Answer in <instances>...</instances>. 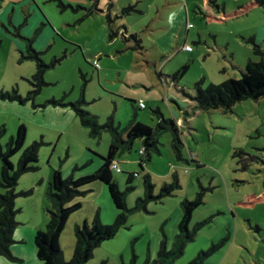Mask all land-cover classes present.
I'll list each match as a JSON object with an SVG mask.
<instances>
[{
  "label": "rangeland",
  "instance_id": "374dc122",
  "mask_svg": "<svg viewBox=\"0 0 264 264\" xmlns=\"http://www.w3.org/2000/svg\"><path fill=\"white\" fill-rule=\"evenodd\" d=\"M83 1L96 10V0H0V94L15 88L24 100L23 103L0 100V127L6 131L0 144L4 147L21 124L26 129L23 149L34 141L42 142L38 151L39 169L22 175L14 188L16 194L32 191L30 196H19L14 201L20 213L16 216L18 224L12 235L11 252L23 260L18 264H39L33 236L44 230L48 222L46 191L52 171L58 170L63 180L70 175L74 179L88 176L96 171L94 161L99 160L93 154L107 155L110 140L107 131L93 137L73 112L46 105L52 99L63 98L64 104L75 102L81 95V110L96 116L99 126L111 120L119 128H124L133 115L132 107L123 99L142 97L149 105L139 112V122L155 128L158 115L152 111L158 109L163 119H173L182 142L180 159L171 148L170 132L158 137V153H151L150 161L142 167L139 141L116 158L121 172L113 173V180L122 192L132 188L125 196L129 211L126 225L96 248L85 264H130L133 256L134 264H144L147 255L150 261L155 259L162 232L167 248L171 246L181 216V202L192 200L200 192L203 204L193 212L190 229L202 221L208 222L173 264H188L198 252L212 245L219 246L207 264H264V97L238 102L226 113L200 111L192 100L193 86L200 80L203 81L200 88L206 89L211 84L240 79L249 58L259 62L248 39L253 38L254 44L264 50V5L258 6L253 0H116L123 7L135 5L143 11L141 15L127 17L130 28L137 33L168 25L171 14L174 20L186 16L190 31L186 44L192 52L175 51L174 40L173 50L166 51L169 56L154 58L152 54L155 69H139L134 66L136 56L132 52L116 58L110 55L121 48V42L128 49L142 52L141 39L137 38L139 43L131 39L119 25L121 12L113 16L106 12L114 38L119 39L107 42L106 21L101 14L84 19L87 10L83 9ZM165 3L171 4L170 10L159 16L157 12ZM176 7L184 8V12H177ZM43 20L48 25L35 33ZM161 33L171 34L167 30ZM34 34L32 48L42 51L44 64L64 53L68 56L45 73L47 86L33 100H26L33 90L28 80L35 73V63L21 60V55L27 39ZM92 49L104 50L105 55L111 56L99 55L103 70L97 78L85 64V60L94 59H89L87 53ZM184 65L188 66L186 73L175 79L174 73ZM80 74L85 76L84 81ZM174 92L180 103L160 102L167 100V93L174 96ZM20 154L12 157L14 165ZM75 167L78 170L73 171ZM130 173L137 176L127 185ZM146 175L150 177L154 195L175 176L179 188L158 202L147 203L145 209L133 210L144 195ZM82 191L87 192L85 196L70 203L79 202L81 208L69 216L59 239L66 261L73 254L76 226L84 222L90 225L96 212L104 226L112 224L117 215L102 182H93ZM3 192L0 188V193Z\"/></svg>",
  "mask_w": 264,
  "mask_h": 264
},
{
  "label": "trees",
  "instance_id": "16d2710c",
  "mask_svg": "<svg viewBox=\"0 0 264 264\" xmlns=\"http://www.w3.org/2000/svg\"><path fill=\"white\" fill-rule=\"evenodd\" d=\"M253 2L258 6L264 5V0H253ZM97 11V9L93 11L90 8L85 16H90ZM132 13H138L135 5H129L121 10L122 16H128ZM110 22L107 17L109 40L115 36ZM130 38L139 43L138 35H131ZM248 41L252 45L253 54L260 58L259 62L255 63L249 59L244 65L240 79H229L219 85L211 84L206 89L200 88L203 83L202 80L195 83L193 86L195 95L192 100L196 103L198 110L203 112L221 110L226 113L230 112L238 102L247 99L258 100L264 97V50L254 44L253 38L248 39ZM32 42L33 39H27L25 53L21 55V60H30L35 63V73L28 80L33 90L28 92L26 100H33L41 89L47 86L44 81L45 73L65 58V54H63L60 58H53L46 65L41 59L42 53L36 52L32 48ZM187 68V65L182 66L180 70L174 73L173 77L175 79L182 77ZM81 79H84L83 75H81ZM0 100L24 102L18 96L15 88H12L11 92L1 93ZM82 103V97L67 104L63 103L62 98L60 100L52 99L46 102V105L61 108L68 107L79 119L81 126L90 130V135L93 137L98 136L102 131H107L110 135L108 152L105 157L93 154L99 159L100 165L91 175L77 179L70 175L63 180L58 170L52 171L46 191V199L49 204L46 209L48 222L44 230L37 231L33 236L35 257L39 264H85L92 258L93 251L96 248L104 241L112 239L119 229L125 227L127 213L129 212L126 207L125 196L132 188L127 187L124 192L119 189L113 180V173L115 172L111 169V166L112 163L116 162L118 156L129 152L136 141L140 142L143 150L139 160L140 167L150 161L151 153H158V137L166 132L171 133V148L175 156L178 159L182 157L181 133L177 130L173 120L162 118L159 110L152 111V113L158 115V123L155 128L136 121L135 115L124 128H119L113 126L111 120L99 126L96 116L81 110ZM5 133V128L1 126L0 140ZM25 137L26 129L21 124L17 127L16 134L9 138L4 147L0 144V188L4 191L0 193V259L3 258L17 264L23 260L18 256H14L11 252V246L14 243L12 235L18 224L16 216L20 213V210L15 208L14 201L19 196H30L32 191L16 194L14 188L22 175L36 172L39 169L37 166L38 151L42 145L41 141H34L30 146L23 149ZM19 152L21 154L16 165H14L11 159ZM76 170H78V167H75L73 171ZM136 176L135 173L128 174L126 184L130 185ZM96 181L102 182L107 187L110 200L117 211L116 218L112 224L104 226L100 223L98 212H96L90 225L84 222L81 226H76L74 229L75 246L73 254L71 259L66 261L59 247V239L69 216L81 208L79 202L70 203L79 197L85 196L87 192L82 191V189ZM143 187L144 195L136 201L133 210L145 209L147 203L151 201L158 202L172 195L179 188V184L175 176L170 184L162 185L158 194L154 195L150 177L146 175L143 180ZM202 200L203 192H200L192 200L181 202V217L170 248H167L166 238L162 232L163 238L159 243L155 259L150 261L147 255L144 264H173L175 260L183 255L186 245L194 240L197 232L208 222L202 221L190 229L193 212L203 204ZM218 246L212 245L208 250L198 252L188 264H207V259L216 251ZM134 260L135 256L132 257L130 264H134ZM101 264L106 263L102 262Z\"/></svg>",
  "mask_w": 264,
  "mask_h": 264
},
{
  "label": "crops",
  "instance_id": "0c3cea01",
  "mask_svg": "<svg viewBox=\"0 0 264 264\" xmlns=\"http://www.w3.org/2000/svg\"><path fill=\"white\" fill-rule=\"evenodd\" d=\"M117 2H116V0H98L97 1V5H96V9L98 10L97 12H94L92 15H90V16H85L84 17V19L86 18H88V17H93L94 16V14H101V16L103 17V19L106 21V24H107V32H106V34L107 35H105V40L107 41V42H112L113 40H119L118 38H113V39H111V40H109V37H108V35H109V25H108V23H107V17L108 16H105L106 15V12L107 11H109V12H111L110 13V15L111 16H113L114 14H120V12H121V10L123 9V8H125V7H123V5H121V4H116ZM139 2H137L136 4H138ZM169 5H171L170 3H165V5L164 6H162V7H160V9L158 10V12H157V14H159V16L161 15V16H163V15H165L169 10H170V8H169ZM83 9H85V10H88V9H90V7H88V5L83 1ZM175 9H177V7L175 8ZM138 10V9H137ZM184 12V8H182V9H177V12ZM143 13V11H141V10H138V13H132V14H137V15H141ZM175 13H176V11H175ZM132 14H130V15H132ZM130 15H128V16H121V23L119 24V25H121V26H123L124 28H125V31H126V33L128 34V35H138V37L141 39L140 41H141V49H142V52H140V53H137V52H135L134 50H131V49H128V45H124L122 42H121V48L119 49V50H115L112 54H110V55H112V58H116V57H118V56H121V55H123V54H125L126 52H132L135 56H136V58H135V61H134V66H135V68H139V69H143L144 67H154L153 69H155V67H156V63H155V61H153L152 60V58H153V55H154V58L155 57H157V56H159V55H162V54H165L166 56H169L170 54H169V52H167L166 53V51L168 50V49H170V50H173L172 49V45H173V41L175 40V51H179V50H182V47L184 46V45H187L186 43H187V40H186V37H188V35L190 34V31L188 30V25H187V22H186V16L184 17V19L183 20H180V19H178V20H174V14H171L170 16H168V19H169V22H168V25H164L163 24V26H159V27H157L156 28V30H152V29H148V28H146L142 33H137V32H133L132 31V29L130 28V26H129V24H128V21H127V17H129ZM156 19L157 18H155V21H156ZM177 19V18H176ZM180 23H182L181 24V26L179 25ZM45 25H48V23H47V21H45V20H43L42 21V23H40V25L38 26V28L37 29H35L36 31H35V33L36 32H38L42 27H44ZM156 25H160V23H156ZM163 30H167L169 33H171L170 35H168V34H165V35H162V31ZM51 32V31H50ZM52 33V32H51ZM35 35L36 34H34V36L32 37V38H30V39H33L34 40V37H35ZM158 35V36H157ZM162 35V36H161ZM179 39H183V42L181 43V42H179ZM1 43V42H0ZM179 43H180V45H179ZM25 48H26V46H25ZM79 48V47H78ZM78 48H76V49H78ZM81 48H79V50H80ZM25 50V49H24ZM23 50V51H24ZM41 51V50H40ZM102 51H104V50H102ZM100 52V50L99 49H95V50H93L92 49V52L91 51H88L87 53L90 55L89 56V59H96L97 60V63H98V67L97 68H94L93 66H92V64H91V62L94 60H92V61H90V60H85L86 58H84V60H85V64L89 67V68H91V70H92V74L93 75H96V78H97V76H98V74H99V72H101L103 69L101 68L102 66H101V60H99V58L98 57H100L99 55H105L104 54V52ZM99 52H100V54H99ZM187 52V51H186ZM192 52V51H191ZM22 53H25V51L24 52H22ZM40 53H42V51L40 52ZM81 53L83 54V52H82V50H81ZM187 53H190V52H187ZM65 54V53H64ZM153 54V55H152ZM42 55H43V53H42ZM41 55V56H42ZM68 55L67 54H65V58L67 57ZM106 57H108V58H110L111 56H108V55H105ZM64 58V59H65ZM98 58V59H97ZM169 58V57H168ZM168 58H166L165 59V61L168 59ZM42 59V58H41ZM64 59H62V61L64 60ZM250 59V58H249ZM43 61V60H42ZM61 61V62H62ZM90 61V62H89ZM149 61H153V63H148ZM165 61L164 62H162V64H164L165 63ZM60 62V63H61ZM245 65V64H244ZM244 67V66H243ZM101 68V69H100ZM161 72V71H160ZM81 75H83V74H80V78H81ZM84 76V75H83ZM118 78H120V76L118 75L117 76ZM82 81H84L85 80V76H84V79H81ZM83 87H85V82H84V84H83ZM112 93V92H111ZM175 94H174V96H173V94H170V93H167L166 94V96L165 97H167V100L165 99V101L164 100H160V102L163 104H165L166 102H169V103H172V102H174V103H180V101L178 102V100H177V98L178 97H176L177 96V94H176V92H174ZM82 97V95L80 96V98ZM125 97H129V96H125ZM170 99V100H169ZM83 100V99H82ZM124 100V102H126L127 104H129L131 107H132V110H133V115H132V117L135 115L136 117H135V119H136V121H139L138 119H137V117H139V112H141V111H143V110H146L147 109V107H148V105H149V102L147 101V100H145L144 98H142V97H139V98H137V99H133V100H127V99H123ZM139 101H143L144 103H145V106H146V108L145 109H143V110H140L139 108H138V106H137V103L139 102ZM69 103H71V102H69ZM49 107H51V108H57V109H59V110H62V111H71L68 107H64V108H61V107H52V106H49ZM158 110V109H157ZM72 112V111H71ZM132 117H131V119H132ZM177 117V116H176ZM130 119V120H131ZM130 120H129V122H130ZM168 120H173V119H168ZM112 122V121H111ZM128 122V123H129ZM127 123V124H128ZM112 125H113V123H112ZM114 126V125H113ZM117 127H120V126H117ZM104 157V156H103ZM117 162V161H116ZM94 163L96 164V170L98 169V167H99V165H100V161L98 160V161H94ZM117 164H118V162H117ZM119 165V164H118ZM50 179H51V175H50V178H49V181H50ZM49 181H48V183H49ZM181 217V216H180ZM36 258V257H35ZM3 259V258H2ZM5 260V259H4ZM37 261V260H36ZM2 261H0V264H3V263H1Z\"/></svg>",
  "mask_w": 264,
  "mask_h": 264
},
{
  "label": "built area",
  "instance_id": "2783aa9c",
  "mask_svg": "<svg viewBox=\"0 0 264 264\" xmlns=\"http://www.w3.org/2000/svg\"><path fill=\"white\" fill-rule=\"evenodd\" d=\"M187 27L189 28V26H187ZM182 50H183V51L190 52V51H191V48H190L189 46H187V45H184V46L182 47ZM92 66H93L94 68H97V67H98L97 60H93V61H92ZM137 106H138V108H140V109H145V108H146L145 103H144L143 101H139V102L137 103ZM142 153H143V150H142V149L139 150V154H142ZM111 169H112L115 173H120V172H121V169H120L119 165L117 164V162L112 163Z\"/></svg>",
  "mask_w": 264,
  "mask_h": 264
}]
</instances>
